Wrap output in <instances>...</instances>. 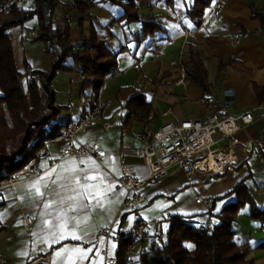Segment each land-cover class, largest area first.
<instances>
[{
	"label": "crops",
	"instance_id": "obj_1",
	"mask_svg": "<svg viewBox=\"0 0 264 264\" xmlns=\"http://www.w3.org/2000/svg\"><path fill=\"white\" fill-rule=\"evenodd\" d=\"M74 1L60 0L53 11L54 28L64 26V18L74 10ZM120 1L126 3L130 0ZM131 1L137 16L131 20L127 17L134 10L128 8L126 15V7L122 4L99 0L89 9L90 15L80 27L75 21L70 23L72 38L78 40L93 33L116 57L113 69L118 73L110 72L104 76L98 91L97 100L103 105L101 121L79 132L75 138V142H82L102 134L100 145L105 154L101 159L92 156L61 158L62 144L49 140L34 162L36 177L21 179L12 185L4 182L0 185V214H3L0 225L4 226L0 231V264H30L33 261L42 264H99L102 258L99 256L94 260V245L101 228L113 224L119 230H125L137 219L150 220L141 216L144 204H148L144 208L146 211L160 210L155 214H161L160 219L166 228L169 216L174 214L188 217L196 224L212 223L222 207L235 200V195L229 192L240 180H243L254 206L264 208V116L260 114L255 115L254 123L243 135V139H249L253 144L248 148L247 156L222 175H186L180 169H173L163 178L145 183L146 202L134 213L121 210L124 190L115 186L106 193L103 207L95 200L89 204L87 199L82 201L88 204L87 207L74 210V201L64 199L60 203L63 197L75 195L72 189L76 185L70 181L76 176L80 177L81 183L97 184L103 178L105 183L101 187L114 185L121 175L120 154L126 155V164L138 178L147 176V168L135 156L139 145L135 133L142 124L157 128L171 120L204 119L210 110L239 114L258 104L254 87L264 86V32L259 28V21L251 17L249 4L261 8L264 0H224L220 12L210 13L207 18L205 14L209 7L206 6L198 25L187 14L192 0ZM21 5L33 8L34 2L21 0ZM35 23L37 19L33 17L23 24ZM21 26L8 29L17 70H48L50 58L44 44L24 37ZM188 45L194 46L203 58L207 80L211 84L208 94L184 78L182 62L188 60ZM66 63L73 64L72 59L68 57ZM219 63L222 66L220 71ZM82 82L79 71H58L52 79L55 103L61 107L57 117L60 124L77 119L84 112L85 103L93 98V88L84 87ZM140 95L143 97L139 98ZM89 158L98 168L89 167ZM72 160L76 171H64L70 166L66 162ZM97 172L96 180H84L86 175ZM45 173L51 175L39 185L44 195L36 198L34 189L29 186ZM57 175L66 179L53 184ZM61 185H67V190ZM197 197H201L202 202H195ZM47 201L56 203L45 209ZM250 210L248 203L240 207L231 225L233 240L246 252L248 260L264 264V247L261 246L264 223L254 219ZM24 217L31 218L30 226L24 225ZM45 219L53 225L66 223V238L53 244V229L43 224ZM72 230L80 239L72 238ZM111 242H108V253L113 255L114 250L109 251ZM74 248H91L93 251L82 258L80 253L72 251Z\"/></svg>",
	"mask_w": 264,
	"mask_h": 264
},
{
	"label": "trees",
	"instance_id": "obj_2",
	"mask_svg": "<svg viewBox=\"0 0 264 264\" xmlns=\"http://www.w3.org/2000/svg\"><path fill=\"white\" fill-rule=\"evenodd\" d=\"M98 1L75 0L73 12L64 18V26L54 28L53 11L60 0H33V8L22 7L21 0H0V8L7 2L9 5L7 11L0 12V185L9 175L24 168L30 161L37 160L46 142L66 126L57 121L61 107L55 103V91L51 85L56 73L79 71L82 74V85L94 90L93 98L88 104L85 103L86 111L95 105L104 76L116 66L115 55L93 33L78 40L71 36L70 23L75 21L80 27L90 15L89 9ZM102 1L122 4L126 7V15L128 8L134 10L131 0L126 3L120 0ZM211 1L192 0L187 14L195 25L200 24L204 8ZM249 7L251 17L259 21V28L264 32V7L257 8L251 3ZM33 17L37 19V34L32 40L44 44L50 66L46 71L26 68L24 72H19L15 66L8 29L21 26ZM136 17L134 10L127 19ZM144 25L152 26L148 23ZM187 56L188 60L182 62L184 78L208 94L211 84L207 80L200 52L188 45ZM68 57L73 64L66 63ZM221 69L219 63L218 70ZM254 89L258 103H262L264 86H255ZM229 193L235 195V200L222 207L209 231L202 229L203 223L196 224L188 217L170 215L162 240H157L155 233L149 232L140 261L129 263L125 260L124 251L130 238L121 237L114 249L116 264H254L234 242L231 225L240 207L246 203L251 207V216L264 223V208L254 206L243 180L238 181ZM3 229L4 226L0 225V231ZM189 243L194 247L187 248ZM261 246L264 247V242Z\"/></svg>",
	"mask_w": 264,
	"mask_h": 264
},
{
	"label": "built area",
	"instance_id": "obj_3",
	"mask_svg": "<svg viewBox=\"0 0 264 264\" xmlns=\"http://www.w3.org/2000/svg\"><path fill=\"white\" fill-rule=\"evenodd\" d=\"M224 0H212L209 11L218 14L223 6ZM9 9L8 2L1 6V10ZM22 35L33 39L37 34V23L31 25L22 24ZM183 72V71H182ZM113 69L111 74H117ZM103 105L96 100L95 105L84 111L77 119L72 120L53 138L51 142L61 143L60 157H82L92 156L101 159L100 141L102 134L95 135L88 140L75 142L76 135L84 132L89 126L101 121ZM264 116V101L256 104L239 114L219 113L210 110L204 119L184 118L162 123L157 128L144 123L136 131L135 137L139 141L135 156L142 160L147 168L148 174L144 178H138L132 168L126 164L125 154L119 155L121 164V175L114 182L115 188L124 190L121 198L120 208L124 212H138L146 202L143 188L147 181L160 179L173 169H180L186 175L198 173L202 175H222L229 168H234L246 157L248 148L252 141L243 139L246 129L255 121V115ZM105 154V153H104ZM37 176L34 161H30L24 168L9 175L4 181L13 184L21 179H31ZM195 202H202L197 197ZM24 225L30 226V217L23 218ZM163 221L158 218L150 220H135L128 229L119 230L116 225H109L97 232L94 245V260L100 256L99 264H116V257L108 253V242L117 241L121 237H129L124 256L129 263L140 261L141 253L148 239L149 232H154L157 240H162L166 232ZM203 230L211 229L210 222H204ZM42 264L33 261L30 264Z\"/></svg>",
	"mask_w": 264,
	"mask_h": 264
},
{
	"label": "snow or ice",
	"instance_id": "obj_4",
	"mask_svg": "<svg viewBox=\"0 0 264 264\" xmlns=\"http://www.w3.org/2000/svg\"><path fill=\"white\" fill-rule=\"evenodd\" d=\"M101 155L103 156L104 153H101ZM89 160H90L89 167L98 168V165H96L95 161L91 160V158H89ZM66 163L69 164L70 166L65 168L64 171H66V172H75L76 171V165H75L74 160L67 161ZM81 163H83V161H81ZM53 171H55V170H53ZM81 171H83V170L81 169ZM50 175H51V173H45L44 177L38 178L36 181H33L31 183V185L29 186L32 189H34L33 195L36 198H39V197L44 195L41 192L39 185H40L41 181L45 180V177L50 176ZM98 175H99L98 172L95 175H91V174L86 175L84 177V180L85 181L96 180ZM61 179H66V177H63L61 175H57L56 180H53L52 183L56 184L57 180H61ZM70 182L74 183L76 185V187H74L72 189V191L75 193V195L63 197L61 199L60 203H63L64 199L74 201L75 203L72 205L73 210L77 207H87L88 204H84L82 202L84 199H87L89 204H91V202L93 200H95L97 205H99L100 207H103L104 206V200L106 198V193L112 191L114 188V185H111V184H108L105 187H101V185H103L105 183L103 178H101L99 183H97V184L81 183V179L79 176L74 177ZM46 186L47 185H45V187ZM61 187H64L67 190V185H61ZM77 189H80V190H77ZM57 195H59V193H57ZM55 203H56V201H47L44 203V207H45V209H48L51 207L52 204H55ZM42 215H43V213H42ZM61 215H64V214L61 213ZM0 222H3V214H0ZM43 224L45 226L49 227L50 229H53L52 241H51L53 244L58 243L59 240H64L66 238L64 235V231L66 230V223L62 222L59 225H53L49 220L45 219L43 221ZM56 229H58V231ZM71 235H72L73 239H80L79 236L75 235V230L71 231ZM111 247L114 249L116 247V245L112 244ZM186 247L191 249L194 247V245L189 243L186 245ZM60 251L63 252L64 249H61ZM72 251L80 253L82 258H86L87 253L93 251V249H91V248H89V249L74 248ZM109 254H111V253H109ZM20 255H27V253H20ZM57 255H59V253H57Z\"/></svg>",
	"mask_w": 264,
	"mask_h": 264
},
{
	"label": "rangeland",
	"instance_id": "obj_5",
	"mask_svg": "<svg viewBox=\"0 0 264 264\" xmlns=\"http://www.w3.org/2000/svg\"><path fill=\"white\" fill-rule=\"evenodd\" d=\"M40 155V154H39ZM35 162V160H33ZM148 205V204H147ZM144 204V206L142 207V211H141V216L144 218V219H152V218H162L161 214L157 215L155 213H158L160 210L158 209H151L149 211H146V209L144 210V208L147 206ZM145 212V213H144ZM134 213V212H133ZM114 244L113 242H111L109 244V251L112 252V250H114L111 245Z\"/></svg>",
	"mask_w": 264,
	"mask_h": 264
}]
</instances>
